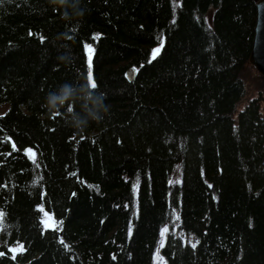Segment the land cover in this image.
I'll return each mask as SVG.
<instances>
[{
	"label": "trees",
	"instance_id": "1",
	"mask_svg": "<svg viewBox=\"0 0 264 264\" xmlns=\"http://www.w3.org/2000/svg\"><path fill=\"white\" fill-rule=\"evenodd\" d=\"M257 2H0V264H152L164 227L167 264H264ZM89 59L110 114L78 133Z\"/></svg>",
	"mask_w": 264,
	"mask_h": 264
},
{
	"label": "clouds",
	"instance_id": "2",
	"mask_svg": "<svg viewBox=\"0 0 264 264\" xmlns=\"http://www.w3.org/2000/svg\"><path fill=\"white\" fill-rule=\"evenodd\" d=\"M54 9L63 8L62 19L71 21L75 17H83L85 8L81 7L82 0H47ZM62 59V57H59ZM98 85L93 88L87 84L81 88L86 93V98L91 102V106L86 109L87 116L81 117L74 107L69 106L64 113L68 125L78 133H83L89 128L92 122L100 123L110 114V105L105 103L106 97L97 93ZM76 91L73 82H63L55 90L49 91L44 99V105L49 114L59 115L60 109L66 105H75Z\"/></svg>",
	"mask_w": 264,
	"mask_h": 264
},
{
	"label": "water",
	"instance_id": "3",
	"mask_svg": "<svg viewBox=\"0 0 264 264\" xmlns=\"http://www.w3.org/2000/svg\"><path fill=\"white\" fill-rule=\"evenodd\" d=\"M256 5L258 13L255 27L253 49L250 55V63L264 78V0H258ZM127 74L130 79H133L135 72L131 68L128 70Z\"/></svg>",
	"mask_w": 264,
	"mask_h": 264
},
{
	"label": "rangeland",
	"instance_id": "4",
	"mask_svg": "<svg viewBox=\"0 0 264 264\" xmlns=\"http://www.w3.org/2000/svg\"><path fill=\"white\" fill-rule=\"evenodd\" d=\"M157 48L161 49V46H158ZM5 110H6L5 106H0V114H3L5 112ZM181 170H182L181 165H178L176 167L175 172L172 175V180H171L172 183L175 181H180ZM0 217H1V212H0ZM167 233H168V229L166 227H164L161 231V234H160V239L158 241V247L154 252L152 264H167L165 258L163 257V255L161 253V247H163V245L166 242Z\"/></svg>",
	"mask_w": 264,
	"mask_h": 264
},
{
	"label": "snow or ice",
	"instance_id": "5",
	"mask_svg": "<svg viewBox=\"0 0 264 264\" xmlns=\"http://www.w3.org/2000/svg\"><path fill=\"white\" fill-rule=\"evenodd\" d=\"M0 2H2V0H0ZM91 47V46H89ZM161 47H163V44H161ZM160 48H155L152 50V54H153V59H155L156 55L159 54L160 52ZM88 77H89V81H90V84L93 88H95L97 86V83L95 82V80L93 79V74H92V71H91V60L89 59V71L87 73ZM75 195V194H73ZM192 247L195 248L196 247V244H192Z\"/></svg>",
	"mask_w": 264,
	"mask_h": 264
},
{
	"label": "bare ground",
	"instance_id": "6",
	"mask_svg": "<svg viewBox=\"0 0 264 264\" xmlns=\"http://www.w3.org/2000/svg\"><path fill=\"white\" fill-rule=\"evenodd\" d=\"M131 69V68H130ZM133 69V68H132ZM134 70V69H133ZM128 73V72H127ZM127 76H128V74H127ZM129 78V77H128ZM130 79V78H129Z\"/></svg>",
	"mask_w": 264,
	"mask_h": 264
}]
</instances>
